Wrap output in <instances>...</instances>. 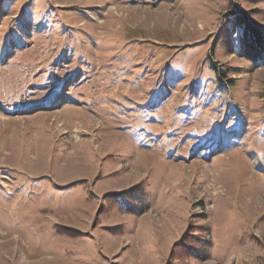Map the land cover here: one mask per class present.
Here are the masks:
<instances>
[{"label":"rangeland","instance_id":"374dc122","mask_svg":"<svg viewBox=\"0 0 264 264\" xmlns=\"http://www.w3.org/2000/svg\"><path fill=\"white\" fill-rule=\"evenodd\" d=\"M0 264H264V0H0Z\"/></svg>","mask_w":264,"mask_h":264},{"label":"trees","instance_id":"16d2710c","mask_svg":"<svg viewBox=\"0 0 264 264\" xmlns=\"http://www.w3.org/2000/svg\"><path fill=\"white\" fill-rule=\"evenodd\" d=\"M240 20L243 22V23H245V22H249V20H248V18H246V17H244V16H242V17H240ZM256 39H259L260 40V35H257V38ZM260 44H262V46H263V42L262 41H260Z\"/></svg>","mask_w":264,"mask_h":264}]
</instances>
